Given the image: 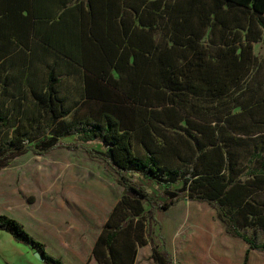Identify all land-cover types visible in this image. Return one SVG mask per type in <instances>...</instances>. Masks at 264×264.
Listing matches in <instances>:
<instances>
[{
	"label": "trees",
	"instance_id": "trees-1",
	"mask_svg": "<svg viewBox=\"0 0 264 264\" xmlns=\"http://www.w3.org/2000/svg\"><path fill=\"white\" fill-rule=\"evenodd\" d=\"M20 1L8 8L10 17L26 10ZM80 1L91 16L110 17L107 29L95 26L91 35L56 37V50L84 66L87 97H61L57 70L46 84L39 70L31 80V55L14 78L28 89L20 97L29 92L32 102L20 98L14 115L0 100V169L29 150L85 147L104 160L123 194L93 247L99 264H136L148 242L159 264H175L153 240L152 225L157 212L182 200L209 203L229 235L264 251V79L255 76L254 54V43L264 44V0ZM14 44L28 47L30 38L0 36V95L11 66L28 58L12 53ZM41 112L56 139L38 145L31 133ZM0 229L46 263L66 264L17 219L0 215Z\"/></svg>",
	"mask_w": 264,
	"mask_h": 264
},
{
	"label": "rangeland",
	"instance_id": "rangeland-1",
	"mask_svg": "<svg viewBox=\"0 0 264 264\" xmlns=\"http://www.w3.org/2000/svg\"><path fill=\"white\" fill-rule=\"evenodd\" d=\"M257 58L255 76L264 79V44L254 43ZM17 64V63H16ZM14 64L10 68L11 81L0 95L1 102L9 107V112L17 114L26 97L32 102V95L20 97L23 90L14 78L20 71ZM28 68V77L35 80L38 66ZM64 85V84H63ZM67 86H63L65 90ZM70 101L80 97H68ZM35 129L31 133L32 142L43 145L56 139V126L50 128L49 114L38 113ZM72 141L73 137H59ZM88 146L103 150L97 142ZM0 173L13 176L32 201H37L38 210L44 218L56 225V241L53 250L67 264H98L91 257L92 242L104 224L109 212L123 194V186L115 179L113 169L100 157L92 156L85 147L76 150L59 148L46 155L32 151L16 157L8 168ZM153 188L157 185L149 183ZM146 204V209H148ZM158 222L152 225L153 240L162 250L170 253L175 264H243L246 243L226 231L225 224L218 217V211L207 202L182 200L167 211L156 213ZM36 233L41 223L29 221ZM153 249L148 242L139 248L136 264H159L152 257ZM257 264H264V251H251L249 257ZM248 260L244 264L248 262Z\"/></svg>",
	"mask_w": 264,
	"mask_h": 264
},
{
	"label": "crops",
	"instance_id": "crops-1",
	"mask_svg": "<svg viewBox=\"0 0 264 264\" xmlns=\"http://www.w3.org/2000/svg\"><path fill=\"white\" fill-rule=\"evenodd\" d=\"M65 2H67L66 6L63 4ZM16 3L17 0L15 2L13 0H0V36L5 38L27 36L30 38L28 47L15 44L12 46V53H21L28 57L27 61L26 59L22 60V57L18 59L16 61L18 66L15 67L20 70L22 67H28L32 64L31 55H34L36 56L34 62L38 66L41 76L45 79V84L50 72L54 71L56 74L57 70L60 78L59 94L61 97H87L84 66L76 59L68 58L56 50V37L77 38L84 37L85 34L91 35L90 32L95 26L97 29L102 27L103 30L107 29L110 17L103 19L91 16L88 13L89 6L87 2H81L80 0H23L26 10L18 9L16 12L17 17L12 18L9 16L12 12H9L8 8L15 7ZM26 16H29V18L26 19ZM118 22L119 16L112 19V24L116 25V28ZM75 49L77 48H74V52H76ZM114 75L118 77L119 73L114 70ZM63 84L67 86L65 90H63ZM23 89L28 90L26 86ZM14 159L1 169L8 168ZM114 175L116 178L115 172ZM38 208L37 201H32L27 193L21 187H18L14 174L11 177V175L0 173V215H7L20 221L34 238L45 244L48 254L60 258L56 257V251L51 248L55 243L54 241H56V225L52 219H45L43 212L39 211ZM30 219L41 223L40 231L36 233L33 231L34 227L29 224ZM102 227L94 237L92 250ZM246 246L245 254H242L243 264L248 251L249 255L251 251H258L250 249L248 243H246ZM62 261L66 263L64 260ZM0 264L48 263L40 257V252L36 248L16 239L12 233L0 229ZM247 264L257 263L250 256Z\"/></svg>",
	"mask_w": 264,
	"mask_h": 264
},
{
	"label": "water",
	"instance_id": "water-1",
	"mask_svg": "<svg viewBox=\"0 0 264 264\" xmlns=\"http://www.w3.org/2000/svg\"><path fill=\"white\" fill-rule=\"evenodd\" d=\"M40 257H41L42 259H44L43 256H42L41 254H40Z\"/></svg>",
	"mask_w": 264,
	"mask_h": 264
}]
</instances>
